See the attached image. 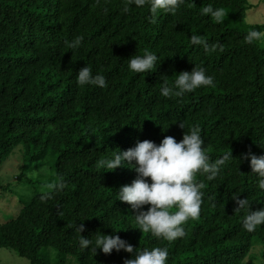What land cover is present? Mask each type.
Instances as JSON below:
<instances>
[{"label":"trees","instance_id":"16d2710c","mask_svg":"<svg viewBox=\"0 0 264 264\" xmlns=\"http://www.w3.org/2000/svg\"><path fill=\"white\" fill-rule=\"evenodd\" d=\"M126 3L0 0V169L21 146V171L27 162L45 164L43 183L65 184L47 202L41 192L29 202L17 200V213L0 223V249L30 264H49L47 249L57 252V264L67 256L77 264H124L136 251L155 247L168 249L166 264H252L250 251L258 244L264 261V224L253 232L243 228L249 211L264 209V190L244 158L264 156V39L245 42L251 30L264 33V23H246L247 0H184L174 15L159 11L154 23L148 5L131 4L125 12ZM208 5L225 10L222 23L202 14ZM193 34L216 51L191 44ZM77 36L80 46L69 48ZM145 50L157 56L154 68L131 71L130 57ZM87 66L105 77V87L78 85L77 73ZM195 66L214 86L161 95L164 81L172 87L180 72ZM194 126L210 163L231 151L232 157L213 180L197 173L204 184L200 215L183 225V237L168 242L142 233L138 211L118 196L137 178L133 166L124 161L106 171L97 162L138 141L158 146L171 136L180 142ZM234 194L250 207L235 212ZM98 235L119 236L134 251L95 252ZM81 236L92 241L86 249Z\"/></svg>","mask_w":264,"mask_h":264},{"label":"clouds","instance_id":"9594fccd","mask_svg":"<svg viewBox=\"0 0 264 264\" xmlns=\"http://www.w3.org/2000/svg\"><path fill=\"white\" fill-rule=\"evenodd\" d=\"M183 2L184 0H127L123 11L127 12L131 4L137 7L148 5L154 23L159 11L174 15ZM202 14L210 15L214 21L222 23L225 10L214 9L208 5L202 8ZM261 39H264V33L256 30L249 31L245 36V42L249 44ZM82 40V36H77L72 42H68L67 46L71 49L78 48ZM190 42L193 45H202L206 52L216 51L217 48V45L209 47L206 40L196 34L190 37ZM156 61L157 56L145 50L143 56L130 57L128 66L135 73H145L154 68ZM77 83L79 86L95 85L101 88L106 86L105 77L99 74L93 76L89 66L77 73ZM202 86H214L213 77L207 76L203 67L195 66L191 72H180L172 87L164 81L161 95L166 98L181 97ZM180 127L184 128L183 123ZM203 143L199 127L194 126L189 132L184 133L180 142L171 136H166L158 146L149 140L138 141L135 147L118 152L114 158H102L97 162V167L106 171L115 170L124 161L133 166L132 168L138 174L137 178L131 185L123 186L118 196L120 201L130 204L134 210L138 211L135 220L137 229L142 233H151L156 238L172 242L185 235L183 225L189 219L199 217L203 195L201 189L204 188V184L196 181L197 173L207 174V179L213 180L221 166L232 157L231 151L210 163V157L202 147ZM244 158L250 159L252 172L258 175V187L264 190V156L257 157L249 152ZM132 161H135V165L131 163ZM149 178L151 183L147 182ZM64 187L62 180L45 184L40 189V200L47 202L55 191L62 190ZM232 198L238 205L235 212L250 207L247 198L239 199V194H234ZM145 205L150 207L147 211H142ZM261 224H264V209L249 211L243 219V228L248 232H253ZM76 230L79 233L83 232L84 225L76 226ZM91 243L90 239L81 236L82 249L88 248ZM95 245V252L97 248H100L105 254H110L113 249L117 252L121 249L128 253L134 251L133 246L119 236L98 235ZM168 256L167 248L155 247L151 250L145 248L142 251H136L134 258L126 259L124 264H166Z\"/></svg>","mask_w":264,"mask_h":264},{"label":"rangeland","instance_id":"374dc122","mask_svg":"<svg viewBox=\"0 0 264 264\" xmlns=\"http://www.w3.org/2000/svg\"><path fill=\"white\" fill-rule=\"evenodd\" d=\"M251 5L247 11L246 23L259 24L264 23V0H247ZM19 147L15 148L3 162L0 169V223H4L14 213L18 211L17 200L28 201L34 194L41 192L40 189L46 184L49 169L44 164L37 167V163H26L25 169L21 171L23 166L22 152ZM28 165V166H27ZM23 172V173H22ZM28 180L29 181L28 183ZM29 202V201H28ZM15 213V214H16ZM261 248L258 244H254L250 254L253 256L252 264H264L260 257ZM57 252L52 249L46 250V256L49 264H57ZM255 256V257H254ZM64 264H77L74 259L67 256ZM0 264H30L25 258L19 257L12 250L0 249Z\"/></svg>","mask_w":264,"mask_h":264}]
</instances>
